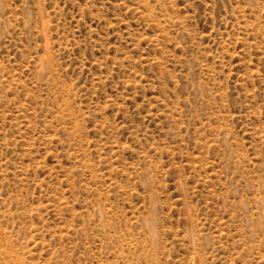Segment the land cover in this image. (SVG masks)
Here are the masks:
<instances>
[{
    "label": "rangeland",
    "instance_id": "374dc122",
    "mask_svg": "<svg viewBox=\"0 0 264 264\" xmlns=\"http://www.w3.org/2000/svg\"><path fill=\"white\" fill-rule=\"evenodd\" d=\"M0 264H264V0H0Z\"/></svg>",
    "mask_w": 264,
    "mask_h": 264
}]
</instances>
